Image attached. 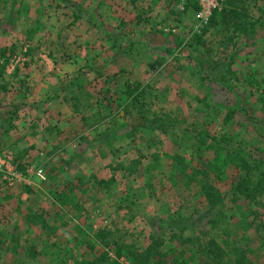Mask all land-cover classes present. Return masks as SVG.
<instances>
[{
    "label": "rangeland",
    "instance_id": "rangeland-1",
    "mask_svg": "<svg viewBox=\"0 0 264 264\" xmlns=\"http://www.w3.org/2000/svg\"><path fill=\"white\" fill-rule=\"evenodd\" d=\"M236 1L245 33L219 20L196 30L193 0H0V221L35 224L26 238L47 236L4 247L48 248L47 264H86L102 248L114 260L92 234L104 227L122 246L115 264H132L124 248L140 251L150 236L164 264H197L195 237L213 238L224 261L235 247L244 264H264V192L251 202L232 195L239 172L230 160L238 153L264 170V0ZM145 16L148 26L135 24ZM53 64L49 83L27 82ZM135 82L144 96L125 106L119 91ZM53 97L62 98L59 122L44 116ZM199 166L221 196L211 208ZM6 256L0 264H10Z\"/></svg>",
    "mask_w": 264,
    "mask_h": 264
},
{
    "label": "trees",
    "instance_id": "trees-1",
    "mask_svg": "<svg viewBox=\"0 0 264 264\" xmlns=\"http://www.w3.org/2000/svg\"><path fill=\"white\" fill-rule=\"evenodd\" d=\"M244 11L245 8L243 6H239L236 0H223L221 9L219 11H213L208 17L207 23L214 24L217 20H219V23L224 24L227 28H231L233 32L245 33L247 26L250 24L246 21L247 17L245 16ZM263 18L264 8L261 9L260 13V19ZM228 39H230V37L225 40L229 41ZM219 43L225 47L223 41H220ZM4 53V49H1L0 55L4 56ZM159 65L160 62H154L149 63L148 67L150 69H156ZM0 89L2 90L3 86H0ZM119 92L122 96L128 98L130 103H125V106H129V104L136 102L138 97L144 96V86L139 82H135L132 88L128 91L121 90ZM125 106L124 108H127ZM205 140L206 136L201 135L197 137L196 143L203 144ZM218 141L225 143L228 139L221 135ZM172 158L177 163H181L183 159L179 155H173ZM233 158V162L236 165L239 174H236L233 178L231 194L236 197H242L250 202L254 201L264 192V170L259 169L256 165L250 163L246 157L244 158L238 153H234L230 160L232 161ZM207 165L209 164L206 163V166ZM202 166L205 165L202 164ZM202 166H199L200 168L196 172L195 181L206 205L211 208L221 200V196L215 186L210 182L206 168ZM23 187L25 190H28L27 187ZM92 234L94 238L98 240L101 247L107 248L111 245L114 260L109 258V255L107 254L108 250L102 248L101 250H98L97 253L94 252L95 254L93 258L86 264H102L107 260H109L110 263L115 264L116 259L121 255L122 246L117 241L108 240L107 237L111 233L104 227L95 229ZM193 240H198L196 248L201 253L197 264H244L243 255L239 254L240 250L238 248L233 247L231 249L232 253L236 255L233 259L224 261V251L213 238L207 237L206 240L203 241L200 240L199 237H195ZM160 243L161 241L157 238V236H150L147 244L142 250L131 252L127 248H124V253L126 256L130 257L129 259L132 264H164L162 259H164L165 253L162 248L159 247ZM88 247L93 249V246L91 245Z\"/></svg>",
    "mask_w": 264,
    "mask_h": 264
},
{
    "label": "crops",
    "instance_id": "crops-1",
    "mask_svg": "<svg viewBox=\"0 0 264 264\" xmlns=\"http://www.w3.org/2000/svg\"><path fill=\"white\" fill-rule=\"evenodd\" d=\"M149 4H151V3H149ZM181 7H182L183 10L184 9L185 10L189 9V6L188 5H184L183 2H182V6ZM147 11H148V8H147V10H145V12L147 13ZM185 12H187V11H185ZM33 13H37V10L35 9L33 11ZM150 13L151 12H149V14ZM188 14H190V12ZM135 18H139V17L135 16ZM148 21H149V19L146 17L145 19H143V21H139V22L136 21L135 24H141L143 26H148ZM81 26H83V24ZM78 27H79V25L75 24L74 25L75 29H73L72 32L76 33ZM40 30H41V28L37 27L36 29L33 28V29H29L27 31L25 30V32H27L28 34H36L37 32H40ZM3 32H4V28H0V34H3ZM139 45L142 47L143 50H150V49L156 50L155 47L150 44V40L149 39H145V40L141 39V42L139 43ZM158 48H160L159 50H163L164 49L161 46H159ZM165 51H172V50L169 49V48H165ZM149 63H151V62H149ZM149 63L147 62L145 64L147 68H149L148 67ZM34 64H36V63L34 62ZM34 64L31 63L27 70L31 71V69H32V72H35V69H34L35 65ZM52 67H54L53 70H51V65L48 68L44 67V71L45 72H43V74H41L42 76L40 74H37V73L33 74L32 72H30V75L27 77V80H28L27 82H29V83L30 82H34V84H42V83L46 84V83H49L51 80H48L49 79V74L48 73L53 72L55 74L56 72H54V71L59 70L57 64H53ZM58 77L60 78L59 74H58ZM25 80H26V78H25ZM17 82H18V84H20V83H23V80L17 81ZM43 91H45V92H41L40 91L39 93L35 94L36 96L34 98H41V97L46 98V96H48V94L46 93V90H43ZM28 94L29 93H27V95ZM52 99L56 100V97H53ZM57 100L54 103L47 102L48 104H52V105H50V107H53V108L44 110V116L47 115L49 118L54 117L55 121L57 119H59L60 115H63V113L59 111L61 109L60 108L58 109V107H61L59 101H61L62 98H59ZM41 104L44 105V103H41ZM53 104H55V105L53 106ZM62 105L65 106L64 104H62ZM34 113L36 114L37 112H34ZM59 120H57V121L59 122ZM57 125H59V124H52L51 126L54 129ZM20 192H21L20 194L25 193L24 191H20ZM10 221H2V222L0 221V260L3 257V254L7 253L6 258L10 260V264H17L18 260H20V264H28V262L34 263V262H39L41 260L44 261L43 264H47L46 260H51L53 258V254H51L49 252L50 249H48V248L43 247V250H38V251H36L35 248H32V250L30 248V250H28L27 252L23 253V252H21L20 248L17 247V246H8V245H6L4 247V244H8L11 241L20 243L21 238H24V240L22 241L23 243L25 241L24 244L38 246L39 243H38L37 240H39V239H41L40 240L41 244L42 243H46L47 236H44V235H40V236H36L35 235L33 237L26 238V235H25L23 229L27 228V226H28V228H30V226H32V225L35 226V224L27 223V226H25L24 224H22L21 221L16 222L15 220L12 221L11 219H10ZM15 223H17V224H15ZM44 227L46 228V226H44ZM17 230L20 231V235L16 233ZM29 233L30 232L28 231L26 234H29ZM44 246H47V245H44Z\"/></svg>",
    "mask_w": 264,
    "mask_h": 264
},
{
    "label": "built area",
    "instance_id": "built-area-1",
    "mask_svg": "<svg viewBox=\"0 0 264 264\" xmlns=\"http://www.w3.org/2000/svg\"><path fill=\"white\" fill-rule=\"evenodd\" d=\"M196 3L199 23L195 25V29L201 28L207 21L213 11H219L222 7L223 0H193ZM7 169V168H5ZM10 170V169H9Z\"/></svg>",
    "mask_w": 264,
    "mask_h": 264
}]
</instances>
